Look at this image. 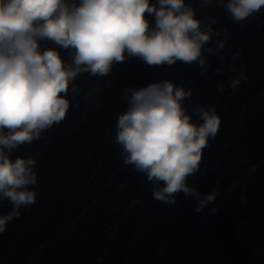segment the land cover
<instances>
[{
	"label": "water",
	"instance_id": "water-1",
	"mask_svg": "<svg viewBox=\"0 0 264 264\" xmlns=\"http://www.w3.org/2000/svg\"><path fill=\"white\" fill-rule=\"evenodd\" d=\"M226 2L205 7L202 0H186L202 27L217 20L213 28L221 35L205 48L215 49L228 31L219 53L204 52L207 70L179 61L149 66L125 53L106 76L80 73L69 85L66 117L39 140L12 150L13 160H37L38 183L29 187L38 198L0 233V264H264V8L238 23ZM145 15L151 29L155 16ZM38 43L41 52L55 49L66 66L73 63L74 50L48 39ZM241 73L247 79L232 89L230 81ZM165 80L192 90L182 101L188 113L215 105L221 117L200 172L187 181L202 196L216 191L199 213L196 198L183 194L175 205L154 200L152 183L124 164L114 142L117 117L128 107L124 89ZM12 207L0 201V214Z\"/></svg>",
	"mask_w": 264,
	"mask_h": 264
},
{
	"label": "clouds",
	"instance_id": "clouds-1",
	"mask_svg": "<svg viewBox=\"0 0 264 264\" xmlns=\"http://www.w3.org/2000/svg\"><path fill=\"white\" fill-rule=\"evenodd\" d=\"M212 2L202 0L205 7ZM158 5L149 0H79L78 5L66 0H0V201L13 205L0 214V233L21 216L22 207H30L38 198L35 188L29 187L38 183L37 160L31 156L13 160L11 152L39 140L42 132L66 117L69 85L80 73L106 76L114 63L125 60V53L149 66L179 61L207 70L204 52L211 55L225 47L226 29L215 49L204 47L221 35L213 28L215 17L202 27L186 0H158ZM261 8L264 0L225 4L238 23ZM146 13L155 16L151 29ZM44 39L74 50L73 63L66 66L55 49L41 52L38 40ZM220 59L223 62L224 57ZM230 71L235 72V67ZM241 79L247 77L241 73L229 86L236 89ZM218 90H224L222 83ZM124 94L128 107L117 117L114 138L124 164L133 165L152 183L154 200L175 205L183 194L196 198L197 213L203 211L215 201L216 191L202 196L187 181L200 172L203 150L219 132L216 106H197L188 113L182 101L191 98L192 90L170 80L125 88ZM193 115L200 122L193 121Z\"/></svg>",
	"mask_w": 264,
	"mask_h": 264
}]
</instances>
